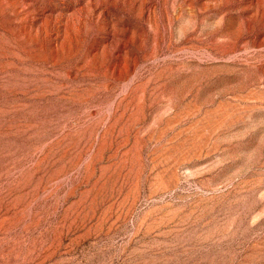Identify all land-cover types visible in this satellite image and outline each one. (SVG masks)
<instances>
[{"label": "rangeland", "instance_id": "obj_1", "mask_svg": "<svg viewBox=\"0 0 264 264\" xmlns=\"http://www.w3.org/2000/svg\"><path fill=\"white\" fill-rule=\"evenodd\" d=\"M0 264H264V0H0Z\"/></svg>", "mask_w": 264, "mask_h": 264}]
</instances>
